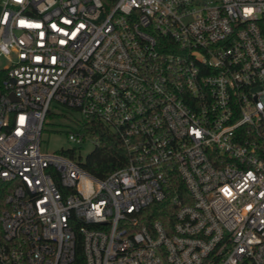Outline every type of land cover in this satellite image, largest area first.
<instances>
[{"label": "built area", "instance_id": "2783aa9c", "mask_svg": "<svg viewBox=\"0 0 264 264\" xmlns=\"http://www.w3.org/2000/svg\"><path fill=\"white\" fill-rule=\"evenodd\" d=\"M0 3V264H264V0ZM54 103L125 165L44 152Z\"/></svg>", "mask_w": 264, "mask_h": 264}, {"label": "trees", "instance_id": "16d2710c", "mask_svg": "<svg viewBox=\"0 0 264 264\" xmlns=\"http://www.w3.org/2000/svg\"><path fill=\"white\" fill-rule=\"evenodd\" d=\"M107 1V0H105ZM8 77L7 69L0 70V87ZM80 129L86 134L97 139L94 149L85 157L80 158L82 165L94 175L104 178L114 170L125 165L127 161V149L118 135L107 124L97 118H85L79 122ZM63 153L75 157L74 149L62 150ZM8 189L0 187V206ZM167 201L155 203L149 207L151 219L160 218L166 221V214L172 210V206H164Z\"/></svg>", "mask_w": 264, "mask_h": 264}, {"label": "rangeland", "instance_id": "374dc122", "mask_svg": "<svg viewBox=\"0 0 264 264\" xmlns=\"http://www.w3.org/2000/svg\"><path fill=\"white\" fill-rule=\"evenodd\" d=\"M1 10L2 4L0 3V12ZM8 64L9 61L3 57L0 62L1 70ZM80 118L81 113L77 109L52 104L42 133V150L50 153L73 148L77 154L85 158L94 149L95 141L86 139L82 143H76L69 138L70 132L79 127Z\"/></svg>", "mask_w": 264, "mask_h": 264}, {"label": "water", "instance_id": "95a60500", "mask_svg": "<svg viewBox=\"0 0 264 264\" xmlns=\"http://www.w3.org/2000/svg\"><path fill=\"white\" fill-rule=\"evenodd\" d=\"M11 81L15 82V78H11ZM11 96H12L13 98H15V96H14L13 93H11Z\"/></svg>", "mask_w": 264, "mask_h": 264}]
</instances>
